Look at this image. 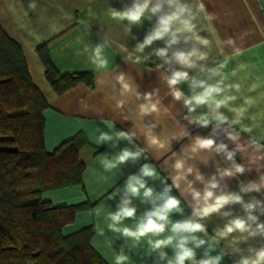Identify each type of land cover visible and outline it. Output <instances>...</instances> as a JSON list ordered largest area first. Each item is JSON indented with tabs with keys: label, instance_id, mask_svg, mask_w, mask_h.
Here are the masks:
<instances>
[{
	"label": "crops",
	"instance_id": "obj_1",
	"mask_svg": "<svg viewBox=\"0 0 264 264\" xmlns=\"http://www.w3.org/2000/svg\"><path fill=\"white\" fill-rule=\"evenodd\" d=\"M200 2L203 4L200 23L206 28L202 35H208L213 40L212 59L214 61L223 59L221 49L224 55L231 57L225 71L231 73L233 69H237V75L230 76L229 82L241 83L243 95L253 98L254 103L249 110V116H254L255 121L246 120L245 123H255L257 128L253 134L260 135L264 132V0H200ZM130 3L131 0H0V27L19 46L31 81L48 105L42 112L44 150L52 153L61 143L75 136L85 139L78 150V155L84 163L82 183L48 190L41 194V200L53 208L85 206L75 213L73 222L61 228L62 235L93 229L90 246L106 264H114V255L121 249L129 255L132 264H166V261H160L158 254L150 249L147 244L148 238L137 243L131 238L122 237L119 233L109 230L105 213L116 210L120 196L113 194L118 190L122 191L124 181L129 175L138 172L140 164L155 165L161 177L167 178V183L171 185V179L168 178L171 166L163 163L170 153L161 155L156 149L148 148L147 160L141 159L137 164L129 162L106 172L101 161L130 145L123 140L119 141L118 147L111 144L98 145L96 143L98 130L108 131L107 125L112 124L110 131L113 135L121 130L135 131L138 137L135 143L147 148L142 135L146 130L145 124L158 123L160 126L155 131L165 140L181 132L180 123L177 121L188 127L193 136L197 134L206 136L211 127L188 125L186 120L181 119L185 111L183 104L172 101V98L166 95L168 89L160 80L153 63L134 65L122 59L123 54L119 45H127L131 50L137 41L124 34L123 24L110 19L108 10L109 6L120 10ZM150 27L151 23L145 21L142 27H133V33L142 40ZM229 38H232L235 46L240 49L239 55H233V47L225 43ZM103 40L107 41L104 50L109 60L107 72L97 71L91 64L90 47L87 52L85 51L87 46H95ZM43 46L51 64L59 73H82L85 78L57 95L45 79L44 66L37 53V49ZM154 46H163V42L157 41ZM241 64L244 65L243 69H239ZM121 71L127 74L130 82L135 81L141 93L159 88L162 106L170 108V116H175L176 120L163 114L159 116L154 114L142 120L137 114L138 105L142 101L137 100L133 93L121 95L120 85L116 81V76ZM253 84L256 88L250 92L248 89ZM182 88L188 93L186 84L182 85ZM121 99L125 104L122 108H117L116 103ZM241 102L242 100H238L236 103ZM218 139L228 143L230 149L233 147L222 135ZM186 143L187 137L179 142L173 140L172 150L179 152L181 144ZM157 156L160 159H156ZM236 159L238 163H244L240 154H237ZM216 161L224 166L219 156L216 157ZM196 164L206 177L215 172V164L212 161H209L208 165L199 161ZM189 179L193 180L194 177L189 176ZM254 179H258L255 170L242 174L239 179L226 178L222 185H227L229 191H239L240 180ZM148 183L157 190L162 187L160 179L149 180ZM194 186L203 188L198 182ZM172 194L181 199L185 208L184 215H189L191 197L186 200L175 188ZM243 195L245 201L250 200L253 195L258 199H264L259 193ZM133 204L137 207V217L150 208L149 204L142 203L139 199H134ZM224 210H231L234 215H244L239 204L226 206ZM172 218L175 220L182 217L174 214ZM260 220L264 221V216H260ZM203 222L207 225L209 235H213V230L217 226H223L227 221L213 214L210 219ZM124 223L134 227L136 221L128 219ZM220 246H223V242ZM261 247H264V237L252 238L241 245L240 253L229 252L222 264H238L242 255H254L250 249ZM164 251L169 258L174 254L171 247ZM202 254L203 250L198 249L197 257Z\"/></svg>",
	"mask_w": 264,
	"mask_h": 264
},
{
	"label": "clouds",
	"instance_id": "obj_2",
	"mask_svg": "<svg viewBox=\"0 0 264 264\" xmlns=\"http://www.w3.org/2000/svg\"><path fill=\"white\" fill-rule=\"evenodd\" d=\"M202 11L203 4L200 0H131L130 4L120 10L111 6L108 10L110 19L123 24L124 34L137 41L131 50L127 45H119L122 59L134 65L153 63L160 80L168 89L166 95L172 101L183 104L185 111L181 119L186 120L188 125L211 127L208 135L193 136L188 127L177 121L181 132L165 140L155 131L160 126L158 123L145 124L146 130L142 135L147 148L135 143L138 139L135 131L121 130L113 135L110 131L112 124L107 125L108 131L98 130V145L111 144L118 147L121 140L130 145L101 161L106 172L129 162L137 164L141 159L147 160L148 148L156 149L161 155L170 153L163 163L171 166L168 177L171 185L167 183V178L161 177L155 165L140 164L138 172L129 175L124 181L122 191L118 190L113 194L120 196L116 210L105 213L109 230L137 243L148 238L150 249L166 264H222L229 252L240 253L242 244L252 238L264 237V221L260 220V216H264V199L253 195L250 200L245 201L243 195L259 193L264 197V132L254 135L257 125L245 123L246 120L255 121L254 116H249L254 100L243 95L241 83L229 82L230 76L237 75V69H233L231 73L225 71L231 57L224 55L221 49L223 59H212L213 40L208 35H202L206 31L200 23ZM145 21L150 22L151 27L143 39L139 40L133 33V27H142ZM157 41L163 42V46H154ZM225 43L233 47V55L240 54V49L235 46L232 38ZM106 44L107 41L103 40L102 43L85 48L86 52L91 48L89 59L97 71L107 72L109 69V60L104 51ZM243 68V64L239 65V69ZM116 81L120 85L122 96L133 93L137 100L142 101L137 113L142 120L154 114L170 116L171 109L162 106L159 88L141 93L135 81L130 82L123 71L116 76ZM185 84L188 93L182 88ZM255 88L256 85L253 84L248 90L251 92ZM238 100L242 102L236 103ZM124 104L123 99L118 100L116 107L122 108ZM170 118L176 120L175 116ZM221 135L233 145L231 149L223 139H218ZM185 137L188 143L181 144L179 152L173 151L172 141L179 142ZM237 154H240L244 163L237 162ZM217 156L223 160V167L216 161ZM156 159L160 157L157 156ZM197 161L204 165L212 161L215 172L206 177L197 166ZM253 170L258 173V179L240 180L239 191H229L227 185H222L226 178L239 179L242 174ZM189 176L194 179L190 180ZM155 179L161 180L160 190L148 183ZM197 182L203 185L202 189L194 186ZM173 188L186 200L191 197L189 215H184L185 208L181 199L172 194ZM134 199L150 205L139 217L137 207L133 204ZM236 204L241 206L243 216L224 210L226 206ZM174 214L182 218L174 220ZM213 214L227 222L223 226H217L213 230L214 234L209 235L203 221L210 219ZM128 219L136 221L134 227L124 223ZM169 247L174 253L171 258L164 251ZM198 249L203 250L199 258ZM250 251L254 255H242L238 264H264V247ZM114 264H132V261L121 249L114 255Z\"/></svg>",
	"mask_w": 264,
	"mask_h": 264
},
{
	"label": "trees",
	"instance_id": "obj_3",
	"mask_svg": "<svg viewBox=\"0 0 264 264\" xmlns=\"http://www.w3.org/2000/svg\"><path fill=\"white\" fill-rule=\"evenodd\" d=\"M37 53L57 95L85 78L59 73L45 46ZM47 107L19 46L0 27V264H106L90 246L93 229L61 233L85 206L53 208L41 200L45 191L81 184L84 170L78 155L84 138L44 150Z\"/></svg>",
	"mask_w": 264,
	"mask_h": 264
},
{
	"label": "rangeland",
	"instance_id": "obj_4",
	"mask_svg": "<svg viewBox=\"0 0 264 264\" xmlns=\"http://www.w3.org/2000/svg\"><path fill=\"white\" fill-rule=\"evenodd\" d=\"M38 50V49H37Z\"/></svg>",
	"mask_w": 264,
	"mask_h": 264
}]
</instances>
